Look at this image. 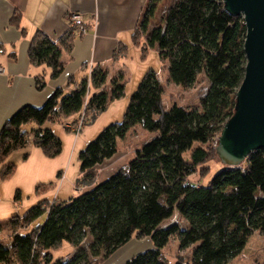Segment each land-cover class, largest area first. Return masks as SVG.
Instances as JSON below:
<instances>
[{
    "label": "trees",
    "instance_id": "trees-1",
    "mask_svg": "<svg viewBox=\"0 0 264 264\" xmlns=\"http://www.w3.org/2000/svg\"><path fill=\"white\" fill-rule=\"evenodd\" d=\"M160 1L149 0L132 41L145 38L143 57L149 48L157 49L161 68L146 70L122 119L106 125L79 153L76 181L90 187L67 200L40 199L9 216L5 228L11 241L8 246L0 241V264H100L134 237L150 239L153 247L122 264H169L161 254L173 236L181 249L196 244L187 261L177 259L174 264H226L253 231L264 234V149L251 152L238 166L224 165L205 185L188 180L199 166L218 157L216 139L234 112L246 66L244 19L231 16L220 0H173L161 23L150 27ZM20 18L14 13L11 24L18 27ZM71 28L55 41L36 31L29 42L28 59L46 65L52 78L63 71L60 55L71 48ZM120 49L125 53V46ZM202 73L208 88L198 106H164L163 74L167 81L189 88ZM107 77L106 68L94 66L79 82L71 80L68 93L58 87L43 105L25 104L14 111L0 127L1 179L14 173L15 165L6 162L9 155L30 142L46 157L60 154L62 140L45 124H64L81 113L83 125L90 124L124 97L125 73L118 71L109 84ZM35 82L39 89L45 85L43 77ZM28 123L34 124L31 140L24 127ZM137 125L155 136L117 172L96 182L97 166L116 154L117 139ZM175 211L187 221L186 228L177 222L163 225ZM41 218V224L34 225ZM64 241L73 253L53 260L51 251Z\"/></svg>",
    "mask_w": 264,
    "mask_h": 264
},
{
    "label": "crops",
    "instance_id": "crops-1",
    "mask_svg": "<svg viewBox=\"0 0 264 264\" xmlns=\"http://www.w3.org/2000/svg\"><path fill=\"white\" fill-rule=\"evenodd\" d=\"M148 2L149 0H0V42L1 50H3L0 52V68H2L0 73V127L14 111L25 104L43 105L58 87L68 93L73 87L71 80L79 82V79L90 74L94 66L106 68L108 80L119 70L123 73L126 71L129 78V81L125 83L126 95L110 103L107 109L89 124L90 126L83 127L80 132H69L60 122L45 124L58 137H61L63 150H68L65 156L61 157L60 162H53L43 156L44 153L39 147L32 145L29 148L30 154H33L42 165L41 169L36 172L39 177L34 180L54 182L52 187L40 193V196L37 197L34 194L37 202L40 199L64 200L73 197L75 191H84L90 187L87 185L83 187L76 181L80 175L79 153L85 148L88 139L97 134L107 123L113 121L117 113L120 116L124 112L127 105L125 100L128 97L127 94L134 91L135 85L137 86L146 70L152 68L157 71L161 68L159 55L158 63L156 59L154 60L157 49L149 48L143 57L141 49L145 46V38L141 37L137 43L132 41L133 31L138 26ZM163 3L165 0H161L157 8ZM14 13H19L21 16L18 27L10 22ZM76 13L80 15L85 24L84 33L71 25V16ZM154 17L150 20V27L154 26ZM70 27H72L74 37L71 48L62 50L60 55L63 71L57 78H52L51 70L46 65L33 64L28 59L29 42L36 31L45 33L55 41ZM122 46H125L123 54L119 53V50L122 51L120 49ZM36 77H43L45 82L40 89L36 86ZM78 117L79 114L72 115L64 121L70 124ZM128 154L129 152H120L117 149L116 154L98 165L96 182L104 181L127 164L132 158ZM30 156L27 162L31 160ZM57 173L60 174L59 179L55 177ZM5 211L0 210V217L7 216L8 213L6 214ZM131 244L135 243L130 240L122 245L103 264H111L118 260L120 264L122 260L139 251L140 246ZM134 247L136 250L133 249ZM129 251L131 253L128 254Z\"/></svg>",
    "mask_w": 264,
    "mask_h": 264
},
{
    "label": "rangeland",
    "instance_id": "rangeland-1",
    "mask_svg": "<svg viewBox=\"0 0 264 264\" xmlns=\"http://www.w3.org/2000/svg\"><path fill=\"white\" fill-rule=\"evenodd\" d=\"M172 1L173 0H165V3H163L162 5H160V7L157 8V12L155 13L156 15L153 19L154 21L153 25L160 23L159 20H161V17L165 11L164 9L165 7H167L165 5H169ZM155 55L156 58H154V60L156 59V63H158L159 61L158 55L157 54ZM157 65L159 66V64ZM157 67L155 68L157 69ZM124 73L126 78L125 83H127L129 81V78L128 75L126 74V71ZM114 75L112 74V76L109 79L112 80ZM161 77L163 78L164 81L163 84L165 88V91L162 94V99H163V104L166 108H170L172 104H177L179 106L184 105L189 108L196 107L199 105L201 96H203L204 92L208 88V81L205 75H203V73L199 74L196 81L189 88L178 86L170 82L169 80L167 81L166 74H163ZM110 80H108L107 84H109ZM134 91L131 92L133 93ZM131 92L127 94L128 97L127 99H125L127 103L130 95L132 94ZM99 114L100 113L95 115L93 121L97 118ZM123 114L124 112L121 113L120 116L118 113L117 115L115 114L116 115L114 116L115 118L113 119V121H110L109 123H113L114 121H120L122 119ZM109 123H107V125ZM60 124L65 126V129L67 127H70L71 131L74 133L80 132L81 129L85 126H90L89 124H84L79 131H75V127L77 126L75 125L76 122H74L73 124L72 123L68 124L66 122L63 124L60 122ZM33 126H34L33 123H28L25 124L24 126L25 129H27L29 132L28 134L29 140H31L30 132L34 128ZM102 129L103 128H101V130ZM97 134L93 135V137L91 138L88 137L90 138L88 140L89 141L93 140V138H95ZM85 136H87V134ZM153 136H155L154 132L146 131L142 129L141 126L137 125L133 129L126 132V137L124 139H117L116 146H118L120 152H124V151L129 152L128 155L134 157V153L136 149H138V147H140L141 144L149 141V139H151ZM31 146L32 144L30 142L26 145L25 148L15 149V151L9 155L6 161V162H12L15 165L14 173L5 180H2L0 175V210L2 211L6 210L5 213L6 214L8 213L7 216L0 217V224L3 226L2 230L0 231V241H4V245L6 246L10 245V241H11L10 239L11 232L9 228H5V222L7 218H9V216L13 214H18V213L21 214L27 209H29V207L37 203V200L34 199V194L37 197L40 196L41 195L40 193H43L47 189L51 188L54 183L52 181L45 182V180L42 179L39 181L37 179L34 180L35 178L39 177L36 174V172L37 170L41 169L42 165L38 160H36L37 158H35L33 154L32 155L30 154L29 148ZM67 150L66 149L63 150L62 148L60 154L54 157H46L45 155L43 156L46 157L47 160H51L53 162H60L61 157L65 156ZM76 150H78V148ZM29 156L31 157V160L27 162ZM25 162L27 164H25ZM223 166H224L223 163H221L218 157L216 156V158L207 161L204 166H199L195 170V173L189 175L188 180L194 184L197 183V184L205 185L209 181V179L213 177L215 173H217L218 170L223 168ZM55 177L56 179H59L57 175ZM79 185L84 187L85 184L84 185L79 184ZM37 188L39 191L36 192ZM73 189L74 187L72 188V190ZM80 193H82V191L78 190L75 191L73 195H78ZM41 222H42V218L39 219L36 223H34V225L41 224ZM175 222L179 224L180 228H186L188 225L187 221H185L183 217L179 216V214L176 211L174 212L172 217L163 221V225H168ZM131 240L132 243H135L138 246H140L139 251H136L134 254L142 252L143 250L146 249H151L153 247V244L148 238L137 239L134 237ZM247 240L248 241L246 242L240 253L232 257L226 264H264V234L255 230L248 237ZM135 244H131V245L133 246ZM195 245L196 244L188 247L187 249H181L176 236H173L168 240V242L162 249L161 255H163L164 259H166V261L169 264H174L177 259H183L184 261H187L191 257V251ZM72 249L73 248L71 247V245L68 242L64 241L61 246L51 251L52 259L54 260L55 258L68 257L69 255H71ZM133 249H135V247ZM129 253H131V251H129L128 254ZM129 258L130 256H128V258L125 259L123 258L124 260H122V263L123 261H126ZM106 261L107 259L101 262L100 264H103ZM119 262L120 261L118 260L111 264H119Z\"/></svg>",
    "mask_w": 264,
    "mask_h": 264
},
{
    "label": "water",
    "instance_id": "water-1",
    "mask_svg": "<svg viewBox=\"0 0 264 264\" xmlns=\"http://www.w3.org/2000/svg\"><path fill=\"white\" fill-rule=\"evenodd\" d=\"M246 29L244 77L233 114L223 124L215 152L223 165L238 166L251 152L264 149V0H220Z\"/></svg>",
    "mask_w": 264,
    "mask_h": 264
},
{
    "label": "built area",
    "instance_id": "built-area-1",
    "mask_svg": "<svg viewBox=\"0 0 264 264\" xmlns=\"http://www.w3.org/2000/svg\"><path fill=\"white\" fill-rule=\"evenodd\" d=\"M71 25L78 28L79 32H82V33L85 32V24H83V21H82L79 14L76 13V14H73L71 16ZM2 51L3 50H1V48H0V52H2ZM1 71H2V68H0V73H1ZM84 119H85V115L83 113H81V115L79 116V118L77 120L78 122L76 124L77 126L75 127V131H79L81 129V127L83 126Z\"/></svg>",
    "mask_w": 264,
    "mask_h": 264
}]
</instances>
